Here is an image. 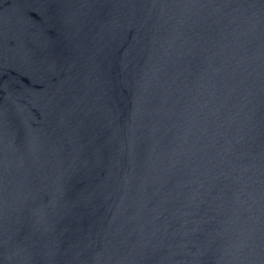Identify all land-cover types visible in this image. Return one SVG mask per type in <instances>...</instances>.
Segmentation results:
<instances>
[{"label": "water", "instance_id": "1", "mask_svg": "<svg viewBox=\"0 0 264 264\" xmlns=\"http://www.w3.org/2000/svg\"><path fill=\"white\" fill-rule=\"evenodd\" d=\"M0 264H264V0H0Z\"/></svg>", "mask_w": 264, "mask_h": 264}]
</instances>
